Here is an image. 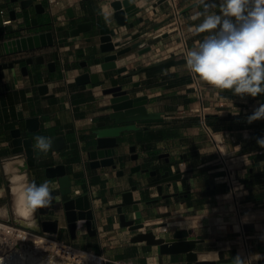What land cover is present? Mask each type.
Masks as SVG:
<instances>
[{"label": "crops", "instance_id": "0c3cea01", "mask_svg": "<svg viewBox=\"0 0 264 264\" xmlns=\"http://www.w3.org/2000/svg\"><path fill=\"white\" fill-rule=\"evenodd\" d=\"M110 1L33 0L32 4L22 7L19 0H0V63L13 61V66L0 69V223L29 230L16 221L25 218H20L15 210L13 190L15 174H20L18 167L25 164V155L13 153L11 145L12 130L20 128L23 137L32 139L35 156L34 166L29 167L28 175L25 173L27 184L34 179H39L40 184L48 181L54 197L49 214L40 219H59L57 233L43 234L79 249L92 250L106 259L101 264H196L188 261L185 253H160L157 245L132 241L135 231L119 224L114 208L121 201L122 193L133 184L142 187L165 169L171 173L181 169L185 171L183 177L171 187L164 186L163 193L170 196L162 198L155 187L134 192L135 198L153 200L148 205L141 204L148 212L141 220L145 223L144 230L152 229L157 236L169 237L177 228H191L203 238L197 243L196 251L223 250V259L217 261H233L237 254L247 259L237 241L238 204L241 219L251 225L247 230L252 244L250 255L264 256V176L261 182H254V175H249L252 163L246 167L240 161L243 154L252 158L262 154L264 148L253 141V123L236 121L252 114L259 107L260 99L237 96L232 90L217 89L202 81L205 99L201 104L186 61L151 68L161 62L182 59L185 43L191 49L207 35L195 31L203 20V17L193 19L203 11L196 0H179L181 26L171 23L168 2L158 3V0H134L136 5L144 7L143 11L128 18L133 26L128 23L118 26ZM38 3L42 7H36ZM68 8H72V16ZM12 9L15 18H11ZM6 19L11 22L5 24ZM83 21H92L91 29L72 35L70 31ZM106 25L118 32L114 40L122 42L120 47L128 45L136 32H141L144 43L151 45L148 52L139 53L140 49L135 47L121 56L117 66H127L121 74L116 68L103 70L100 66L108 52L101 51L99 29ZM49 30L54 35L52 45L15 53L4 51L2 41L6 39ZM36 55H43L44 62L29 63L24 73L25 59ZM50 62L54 65L48 66ZM83 72H98L100 81L77 83L76 77ZM119 83L131 96L146 95L147 112H158L161 116L123 123L132 128L119 137L122 144L117 148V166H92L87 151L96 145V130L117 125L109 118L110 95L104 94L103 89ZM41 84L48 85L47 94L40 91ZM206 115H212L208 118L209 124L205 123L208 129L203 124ZM29 117H38L37 129H29L26 122ZM260 122L264 124V119ZM58 135L64 141L60 148L52 143L47 154L35 148V137L44 136L52 141ZM132 145L139 154L138 160L131 159ZM219 151L229 157L233 167L237 198L229 189ZM162 153H169V163ZM138 163L142 169H158V175L138 172L129 181L130 169ZM58 164L66 168L71 194L61 193L58 177L46 175L47 167ZM254 165L257 172H264V158ZM120 169L124 170L122 175L117 174ZM83 193H89L93 199L97 233L91 234L80 224L72 235L63 203ZM130 210L125 207L128 213ZM32 217L37 222V209ZM162 223L167 224L159 227ZM252 264H264V259Z\"/></svg>", "mask_w": 264, "mask_h": 264}, {"label": "water", "instance_id": "95a60500", "mask_svg": "<svg viewBox=\"0 0 264 264\" xmlns=\"http://www.w3.org/2000/svg\"><path fill=\"white\" fill-rule=\"evenodd\" d=\"M17 1V0H11ZM166 0H158V3H162ZM22 7H26L33 3V0H19ZM110 5L113 9V16L118 26H124L127 23L133 26V22H128V18L143 11L142 6L136 5L134 0H111ZM36 7H42V4H36ZM68 14L73 15L72 8H68ZM11 18H15V10H10ZM143 19L142 16L139 17ZM92 21H83L78 23L70 32L72 35H79L81 32L90 30ZM100 35V48L102 52H108L104 55V60L101 63L103 70L116 68L118 73H122L127 70V66H117L118 59L129 52L132 48L138 47L139 53L148 52L151 49L150 44H145L141 39V32H136L131 36L129 44L123 47L122 42L114 40L117 37L118 32L114 27L110 25L103 26L99 29ZM54 43V35L52 31H44L41 33H33L29 35L18 36L2 41V46L5 53H15L20 51H26L28 49L39 48L42 46L52 45ZM120 47V48H118ZM26 65L22 67V71L27 73V65L33 61L37 63H43V55L29 56L26 59ZM185 62L186 59L169 60L161 62L151 66V68H157L162 66H169L177 62ZM54 65V62L48 63V66ZM13 66V61L0 63V69ZM76 81L79 84L93 83L96 84L100 81L98 72H83L76 77ZM39 89L43 94H47L48 85L41 84ZM104 94L110 95L109 105L112 111L109 113V118L114 120L117 125L104 127L96 130V145L93 149L87 151V155L90 158L92 166H117L116 158L119 156L117 148L121 146L119 137H122V132L132 128V125H124L123 123L135 122L145 119H154L161 116L158 112H147L146 103L147 96H131L128 89L123 87L122 83L112 85L103 89ZM27 126L31 130L37 129L39 125L38 117H29L26 119ZM105 124V122H103ZM63 143V136L58 135L53 137L52 143L55 148H60V143ZM12 151L15 154L23 153L25 155V164L21 167L23 171L28 175L29 167L34 166L35 156L32 145V139L30 137H23L20 128H14L12 130ZM131 159L138 160L139 154L136 152L135 145L130 146ZM162 157H165L166 162H170L169 153H162ZM138 172H149L151 176L158 175V169H142L141 164H136L131 167L128 175V180L133 181V175ZM185 171L177 169L174 173H171L169 169L163 170L159 173V177L146 183L144 186L139 187L137 183L133 184L131 188L122 193V199L119 203L114 205L116 213L118 215L119 224L122 227H127L130 231H135L132 236V241H145L148 244L157 245L160 253H185L188 261H193L196 264H233V261H217L223 259L224 251L218 250L214 253H201L195 250L197 243L202 242L203 238L200 234H195L193 229L180 227L173 231L169 237L157 236L156 233L150 230H144L145 223L141 221L148 216V212L145 207H141L144 203L148 205L153 200H143L141 197L135 198L134 192L143 188L155 187L158 194L165 198L170 194L163 193L164 186L171 187V185L180 180L183 177ZM124 173L123 169L117 171L118 175ZM46 175L48 177H58V181L62 194H71V182L69 175L66 172V168L63 164L55 166H49L46 168ZM29 178V177H27ZM31 182L40 184L39 179H34ZM158 199H154L156 201ZM64 217L67 222V226L72 235H75L77 227L81 224L91 234L97 233L96 217L93 207V199L89 193H83L79 195H73L66 199L63 203ZM125 207H130L131 210L128 213L125 211ZM50 206L37 209V227H28V229L34 233H57L59 228V219H40L42 215H48ZM129 214L131 217H129ZM140 220V221H139ZM112 221V217H110ZM167 223H162L159 227L166 226ZM245 229L248 230L251 225L245 224ZM32 245L29 249L33 251V242H14L10 248L4 251L3 256H13L15 249H24L27 246ZM36 254V253H35ZM205 254L204 257L200 255ZM40 261H50L53 264H78L74 261L63 260L53 254L41 252L40 248L37 249V255H33ZM47 258V259H46ZM49 263V262H48Z\"/></svg>", "mask_w": 264, "mask_h": 264}, {"label": "clouds", "instance_id": "9594fccd", "mask_svg": "<svg viewBox=\"0 0 264 264\" xmlns=\"http://www.w3.org/2000/svg\"><path fill=\"white\" fill-rule=\"evenodd\" d=\"M196 2L203 11L193 19L203 17V20L195 31L207 35L186 52L188 70L212 87L232 90L237 96L255 98L264 94V0ZM261 119H264V104L254 109L247 122ZM35 141V148L44 154L52 147L48 137L37 136ZM257 144L264 148V138L257 139ZM22 195L25 205L33 211L49 206L54 199L48 181L26 184ZM261 259L264 256L259 253L247 259L237 254L233 264H252Z\"/></svg>", "mask_w": 264, "mask_h": 264}, {"label": "built area", "instance_id": "2783aa9c", "mask_svg": "<svg viewBox=\"0 0 264 264\" xmlns=\"http://www.w3.org/2000/svg\"><path fill=\"white\" fill-rule=\"evenodd\" d=\"M168 2V7H169V14H170V19H171V23L174 25H178L181 26V7L179 5V0H166ZM5 24L10 23L11 19H6L3 21ZM181 30V29H180ZM181 34H182V38L183 41L185 43V39H184V33L181 30ZM190 48L188 46H186V43L183 47L182 50V55L183 58H185L186 56V52L189 50ZM192 74V84H193V88L196 94L197 99L200 101V103L202 104L205 96H204V84L202 82V80H200L197 76H195V74ZM259 104V103H258ZM204 118V114L202 116ZM204 126L208 129L207 125L205 124V122L203 121ZM227 155H225L223 152L219 151V161L224 165V170H226V166H227ZM229 158V157H228ZM240 161L243 163V166H248L252 163V159L250 158V156L248 154H243ZM232 171L230 169H228V171H226L225 174V178L226 181L228 183L229 189L230 191L234 194V197H238V194L236 192L235 189V179L232 177ZM76 193H79V190H76ZM237 211H238V215H239V231L237 234V241L239 242V245L244 249L246 257H250V249L252 247V244L249 240L248 234H247V230L245 229V224L246 222H244L241 219V210L239 209V205L237 204ZM0 225H2V230L3 233L6 237V239H10L13 237H15V234H17L18 232H20L19 236L22 235V238H19L17 240H12L10 245L7 247L10 248L11 245L16 242V241H20V242H33L34 245L36 244V240L35 239H30L28 237H26L27 235H33L34 237H39V239L43 240L41 246L39 247L41 252H45V253H49V254H53L63 260L66 261H74L77 262L78 264H101L103 262L106 261V259L104 257H102L101 255L93 252L92 250L89 249H79L76 247H73L69 244H66L64 242H61L57 239H55L53 236L50 235H45L43 233L38 234V233H34L32 231L23 229L21 227L15 226L11 223H0ZM5 249V251L7 250ZM4 252V251H3Z\"/></svg>", "mask_w": 264, "mask_h": 264}, {"label": "bare ground", "instance_id": "6f19581e", "mask_svg": "<svg viewBox=\"0 0 264 264\" xmlns=\"http://www.w3.org/2000/svg\"><path fill=\"white\" fill-rule=\"evenodd\" d=\"M21 167H22V165L18 167L20 169V172H19L20 174H15V177L13 179V181H14V186H13L14 189L13 190H14V193L16 195V207H15L16 209L15 210H17L20 218H25V219H23V220L22 219H16V221H18L19 223H21L22 225H24L26 227H37V222H36L35 218L34 217L31 218V216L33 214V210H31L30 208H28L25 205L24 198L22 195L24 187L27 184V180H26V174H25L26 172L23 171L21 169ZM2 227L3 226L0 225L1 229H2ZM19 233L20 232L15 234V237L14 238L12 237L11 240L6 239V237H4L2 234H0V255L4 254L3 251H5V249H7V247L10 245V243L13 239L17 240L19 238H22L23 234L21 233V236H19L20 235ZM36 242L40 243L42 241L40 239H37ZM31 246L32 245H29L24 249H15V254L13 256L0 257V264H53V263H50V261L46 260L43 262V261H40V259H37L36 257H34L33 255H37V249L40 246L35 244L33 251H31L29 249ZM200 256L204 257L205 254H202Z\"/></svg>", "mask_w": 264, "mask_h": 264}, {"label": "trees", "instance_id": "16d2710c", "mask_svg": "<svg viewBox=\"0 0 264 264\" xmlns=\"http://www.w3.org/2000/svg\"><path fill=\"white\" fill-rule=\"evenodd\" d=\"M256 99H260V104H259V106L261 105V104H264V94H259L258 96H256L255 97ZM249 115H251V114H248V115H246L245 117H243V118H237L236 119V121L237 122H240V121H243V122H246L247 123V117L249 116ZM209 117H212V115H206L205 116V123H207V124H209L208 123V118ZM253 123V127H254V129H255V132H254V134H253V141L254 142H257V139H259V138H261L262 136H264V124H262L261 122H260V120H258V121H254V122H252ZM251 123V124H252ZM212 125V124H211ZM214 126V125H213ZM246 153L247 152H249L248 151V149L245 151ZM263 159L264 158V152H262V154H259V155H253L252 156V170H251V172L249 171V175H254V179H253V181L254 182H256V183H258V182H261V179L263 178V176H264V172L263 171H256V168H255V165H254V162H256V161H258V160H260V159Z\"/></svg>", "mask_w": 264, "mask_h": 264}, {"label": "rangeland", "instance_id": "374dc122", "mask_svg": "<svg viewBox=\"0 0 264 264\" xmlns=\"http://www.w3.org/2000/svg\"><path fill=\"white\" fill-rule=\"evenodd\" d=\"M227 159H229L228 157H227ZM228 169H230L231 171H233V167H230V163L229 162H227V166H226V170H225V174H226V171H228ZM0 234H2L4 237H5V235H4V233H3V230L0 228ZM26 237H28V238H30V239H35L36 241H37V239H39V237H34L33 235H27ZM41 240V239H40ZM42 242H43V240H41ZM42 242H40V243H37L36 242V244L38 245V246H41V244H42ZM44 243V242H43Z\"/></svg>", "mask_w": 264, "mask_h": 264}]
</instances>
